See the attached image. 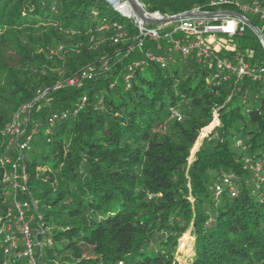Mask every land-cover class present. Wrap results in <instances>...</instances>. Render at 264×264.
Returning a JSON list of instances; mask_svg holds the SVG:
<instances>
[{
	"label": "trees",
	"instance_id": "trees-1",
	"mask_svg": "<svg viewBox=\"0 0 264 264\" xmlns=\"http://www.w3.org/2000/svg\"><path fill=\"white\" fill-rule=\"evenodd\" d=\"M210 1L139 0L162 16L216 10ZM247 18L264 34V21ZM233 37L246 62L264 64L249 27ZM138 39L134 20L104 0H0V157L15 159L8 140L23 105L21 126L34 129L15 199L0 164V264H25L13 218L15 202L25 201L39 264H178L186 232V264H264V179L254 177L264 168V85L216 68L214 58L173 55L164 39L145 37L139 49ZM146 52L167 57L165 66ZM232 53L214 56L236 64ZM82 69L93 77L68 85ZM53 112L68 116L50 123ZM214 113L219 124L188 165ZM79 244L97 256L81 259Z\"/></svg>",
	"mask_w": 264,
	"mask_h": 264
},
{
	"label": "built area",
	"instance_id": "built-area-1",
	"mask_svg": "<svg viewBox=\"0 0 264 264\" xmlns=\"http://www.w3.org/2000/svg\"><path fill=\"white\" fill-rule=\"evenodd\" d=\"M107 4H109L115 11L122 14L123 16L132 18L134 23L138 29V43L137 47L139 49L142 48L143 38L151 37L156 40L164 39L168 43V51L173 52L177 51L182 56H188L191 53H194L199 59H212L214 56V51L209 47L206 43V37L212 36L214 34H221L228 37H232L233 35H241L244 32L245 27L248 25L242 19L225 15L224 11H236L243 15L246 19V14H251L260 20L264 21V2L260 0H211L209 5L211 7H215L216 10H201L199 8H194L189 12H197V13H209L213 12L214 14L209 17L200 16L193 18H183L174 22H166L155 25H147L143 24L141 20H139L131 10L128 2H121L122 0H118L114 2V0H104ZM121 2V3H120ZM127 4V5H126ZM223 6L229 7L230 9L222 8ZM156 17V16H155ZM161 17H169L162 16ZM113 26L117 29L120 28V25L117 23H113ZM124 32H119L115 37H111L114 41H116L119 37L124 36ZM262 47L264 49V44ZM157 47H160L159 42L157 43ZM146 56L158 62L161 66H165L167 57L163 55H153L149 52L145 53ZM236 64L231 60H225L221 58H214V64L216 68L221 69L223 71H227L229 73L235 74L237 79L240 77H247L254 82H259L264 85V64L256 63L250 64L246 61H243L241 58H236ZM139 65V62H135L128 67V70L131 71L133 67ZM106 68L105 66L103 67ZM131 74L126 76V80L129 79ZM228 75H225L227 77ZM93 77V73L87 69H82L77 72L72 78L67 80L68 85H73L79 83L83 79H90ZM85 101V97L82 98L80 104L74 110V112L78 111ZM29 105H23L21 107L20 113L29 115ZM20 114H16L13 121V131L14 136L11 138H15L14 143L16 145V158L13 160L7 156L0 157V164L8 167L9 173L2 177V182L5 183L12 189L13 198L15 199L16 192L19 189H23V185L20 181L25 180V173L18 169L19 165L22 163V150L28 145L31 136L34 132V129L30 130V133L25 132L24 127L21 126L19 121ZM67 112H53L49 117V122L53 123L56 120H61L67 118ZM173 116L177 118V120L181 119V116L178 113H174ZM26 133L20 141V136L23 133ZM254 177H259L260 180L264 179V168L260 165H257L255 168ZM223 183L228 187V190L234 194V188L230 181V178L227 176H223ZM219 190V187H216ZM17 207V214L15 218L19 220L21 223L19 232L24 237V247L18 254H20L25 259V264H38V257L35 254V245L30 239V227L28 222L24 220V209L28 207V202H15ZM14 236H10L11 238ZM9 238V237H8Z\"/></svg>",
	"mask_w": 264,
	"mask_h": 264
},
{
	"label": "rangeland",
	"instance_id": "rangeland-1",
	"mask_svg": "<svg viewBox=\"0 0 264 264\" xmlns=\"http://www.w3.org/2000/svg\"><path fill=\"white\" fill-rule=\"evenodd\" d=\"M121 2H125V0H122ZM120 2V3H121ZM127 5V4H126ZM124 13V12H123ZM122 13V14H123ZM247 16H253L251 14H246ZM250 29V28H249ZM243 34V33H242ZM241 35H238V37L242 36ZM206 43L209 45V47L214 51V53H219L221 55H225L226 53L228 52H233L232 53V58L233 60H235L236 58H241L243 61H245L244 57H242L240 51H238V48H237V44H236V41H234V37H228V36H225V35H221V34H214L212 36H209V37H206ZM245 49H243V53H245ZM8 54H10V52L8 51ZM173 55H178V52L177 51H173L172 52ZM166 55H168V52L166 53ZM215 58V57H213ZM210 59H207L205 61V59H202V63H205V64H210L209 61ZM186 62V59L185 58H182L180 63L181 65H183L184 63ZM21 115H24L22 114V112L20 113V116ZM219 124V119L217 117V113H214V117H213V120L211 121V123L206 126V127H203L200 132H199V135L197 137V139L195 140L194 144L192 145V147L190 148V151H189V155L187 157V163L188 165L192 163V161H194L195 159V153L201 143V141L209 134V132ZM14 140L15 138H10L8 140V142L10 143V145H13L14 147V158H16V145L14 143ZM9 173V170L6 169L4 174H6V176L8 175ZM3 177V176H2ZM21 183V181H20ZM11 193H9L10 195ZM15 218V217H13ZM15 220L18 222L19 220H17L15 218ZM18 224V223H17ZM15 225V227L18 225ZM21 225V223H20ZM11 227V225H10ZM14 227V228H15ZM5 229L6 232L8 233H11L10 235L11 236H14V233L12 232V230L8 227H6ZM18 233L20 234L19 230H17ZM17 239V238H16ZM16 239L15 237L11 238V242H10V245L12 246V250H16L18 252V247L17 245L15 244L16 242ZM192 245H193V237L190 236L189 232H186L183 234V236L181 238L178 239V250H177V254H176V260L178 262V264H186L187 261L190 259L191 257V254H192ZM78 248H79V257H81V259H88V258H94L97 256V253L91 248V247H87L86 245L84 244H79L78 245ZM19 253V252H18ZM78 260V255L72 253L70 255V258H69V262L72 263V262H76ZM38 264H39V261H38Z\"/></svg>",
	"mask_w": 264,
	"mask_h": 264
},
{
	"label": "water",
	"instance_id": "water-1",
	"mask_svg": "<svg viewBox=\"0 0 264 264\" xmlns=\"http://www.w3.org/2000/svg\"><path fill=\"white\" fill-rule=\"evenodd\" d=\"M133 11L134 15L141 20L143 24L147 25H155L160 23H166V22H174L179 19L183 18H193V17H200L205 16L209 17L212 16L214 13H197V12H184L177 15H172L169 17H161V15L157 12L155 13H147L145 9L143 8L142 4L139 2V0H126ZM225 15L233 16L239 19H242L245 21V23L248 25V27L257 35L260 42L264 44V34L261 32V30L254 25L249 19H246L243 15L236 11H224ZM156 16V17H155Z\"/></svg>",
	"mask_w": 264,
	"mask_h": 264
},
{
	"label": "bare ground",
	"instance_id": "bare-ground-1",
	"mask_svg": "<svg viewBox=\"0 0 264 264\" xmlns=\"http://www.w3.org/2000/svg\"><path fill=\"white\" fill-rule=\"evenodd\" d=\"M116 1H118V0H114V2H116Z\"/></svg>",
	"mask_w": 264,
	"mask_h": 264
}]
</instances>
